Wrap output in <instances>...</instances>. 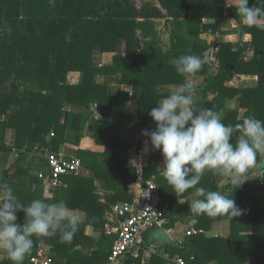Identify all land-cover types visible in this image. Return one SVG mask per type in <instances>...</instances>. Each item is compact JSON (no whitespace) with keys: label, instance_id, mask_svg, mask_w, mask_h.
Instances as JSON below:
<instances>
[{"label":"trees","instance_id":"obj_1","mask_svg":"<svg viewBox=\"0 0 264 264\" xmlns=\"http://www.w3.org/2000/svg\"><path fill=\"white\" fill-rule=\"evenodd\" d=\"M158 4L172 16L171 52L162 50L159 32L149 28L150 18L165 16ZM255 4L256 0H249V7ZM229 18L241 21L235 7L228 0H147L143 1L141 7H137L132 0H0V85L12 87L10 92L0 91V114L8 115L6 121H0V151L10 152L16 148L21 156L14 176L27 174L33 184L35 183L32 192V188L23 190L20 181L12 187L19 194L21 203L27 206L37 199V192H40L44 181L38 173H30L32 163L26 167L21 164V160L37 144L48 146L51 142L52 151L57 152L59 146L66 142L65 132L69 123L80 129V117L64 108L65 101L82 102L84 106L96 102L109 124L118 128L155 130L156 124L149 112L157 107L156 104L163 96L170 94L160 93L157 86L167 83L182 84L186 80L185 76L176 72L172 60L186 54L198 55L203 60L206 46L202 34L223 31ZM206 19L212 21L206 22ZM243 28L252 34L251 46L246 42L222 43L218 58L225 69V76L212 80L208 87L219 88L221 91L220 98L206 108L223 110V123L226 125L240 123L247 116L264 120V30L246 25ZM137 30L142 31L143 37L151 35V39L143 44ZM120 39L127 41L126 55L116 54L113 64L108 66L98 68L92 64L95 47L99 46L105 52H116ZM248 47L253 48L255 54L246 59L243 52ZM72 71L84 73L82 83L68 82V75ZM118 72L122 73L123 83L138 84L144 88L137 114L126 112L127 93L112 95L106 85L95 83L97 74L111 75ZM205 73L206 67L203 63L202 68L193 76ZM236 73L253 74L259 78V84L255 88L234 89L236 94L241 92V103L247 108L241 116L238 110L227 109L223 104L226 92L222 90V84L226 78ZM28 84H38L42 91L30 90L27 88ZM21 88L25 92L19 97ZM49 90L53 92V99L46 97L45 92ZM8 128H15L17 131L15 147L4 142V134ZM51 133L54 135L48 141ZM236 135L238 133L234 134L232 143L236 142ZM94 138L95 141H104L106 148L103 152L82 147L85 139L81 134L72 143L78 150L83 166L89 168L95 178L105 180L107 188L116 192V196L112 198L114 202H132L134 195L128 191L127 186L138 179V170L126 164V155L132 143L118 141L113 138L112 133L105 132H98ZM159 155L160 150H153L151 147L150 162L143 169V175L146 178L152 174L157 175L163 214L169 218L176 211L177 194L158 169ZM100 156L104 158L100 160ZM260 159L261 153H258L256 161ZM46 164L47 160L39 173L45 171ZM9 171L6 170L5 173ZM210 172H206L202 182L208 181L218 191ZM248 177L249 180L243 185L238 188L235 186V203L242 210V214L230 217L232 240L193 233L188 236L187 248L180 254L184 264H212L214 260L217 264H244V259L249 254H254L257 261L264 264V186L259 185L264 180V174L253 175L250 168ZM55 193L57 196L54 199H44L45 202L53 203L65 199L63 188L58 187ZM102 207L103 215L106 206ZM183 214L188 216L190 213ZM93 215L96 220L98 215ZM199 216L197 227L203 230L220 218V215ZM248 218L253 221L254 234L251 240L246 241L239 234L238 223ZM24 222L25 213L18 211L17 223L22 225ZM33 240V249L25 257L23 264H31V258L41 242L51 246L52 264H108L114 243V240L110 242L107 238H101L99 248L94 254L83 257L77 249L87 241L83 223L71 243L61 242L59 234L51 238L34 236ZM237 250L242 253L240 260ZM142 256V250L136 257L128 253L123 264H141ZM1 264L12 262L5 254ZM151 264L178 263L154 254Z\"/></svg>","mask_w":264,"mask_h":264},{"label":"crops","instance_id":"obj_2","mask_svg":"<svg viewBox=\"0 0 264 264\" xmlns=\"http://www.w3.org/2000/svg\"><path fill=\"white\" fill-rule=\"evenodd\" d=\"M137 7H141L140 4L132 0ZM147 1V0H143ZM231 5L232 0H228ZM164 13L163 18H150L149 28L151 30L159 32L161 38L160 47L164 52H171L173 49L172 41V16L167 14V10L161 7ZM206 22H211V19H206ZM241 21L234 18H229L226 27L223 31L210 32L202 34V38L205 41V50L203 52V61L206 67L205 75L191 76L186 78L184 83H192L195 88V106L197 108H206L209 104L213 103L215 99L220 98V89L208 88L211 81L220 79L225 76V69L221 66L218 58L220 47L222 43L237 44L239 42L252 43L253 37L250 32H246L243 28ZM138 36L143 40V44L151 39V35L148 37L142 36V31L137 30ZM128 53V44L125 39H120L117 45L116 52H105L101 47L97 46L94 49L92 56V64L98 68L113 64L114 56L116 54L126 55ZM254 49L248 47L243 52L244 58H251L254 56ZM84 80V73L80 71H72L68 75V82L71 84H80ZM95 83L103 84L108 87V91L112 95H120L121 93H127L126 112L129 114H137L139 110V100L143 95L144 88L138 84H125L122 82V73L116 74H97L95 76ZM182 84L167 83L157 86V90L162 94L171 93L177 87ZM259 84V78L253 74H239L236 73L225 79L222 84V90L226 92V96L223 99L224 107L227 109H233L239 111V116L247 110L241 103V92L235 93L234 89H251L257 87ZM27 88L33 91H42L38 84H28ZM12 87L10 85H0V91L10 92ZM25 89H19V97L24 95ZM46 97L53 99V92L46 91ZM167 96V95H166ZM164 97V96H163ZM162 99V98H161ZM160 99V100H161ZM64 101V100H63ZM81 103V104H80ZM67 111L77 114L80 117V129L71 125L67 127L65 132L66 142H63L57 152L65 158L78 157V150L72 143L76 142L78 135H82L85 139L82 143V147L87 148L95 152H103L106 148L104 141H95L94 137L98 132L112 133L113 138L118 141H126L132 143L131 148L126 155L127 166L134 167L138 170V179L131 181L128 184V191L134 195L133 200L139 195L141 187L145 180L155 178L157 175L152 174L150 177L143 175V169L149 165L151 144L148 137L142 135L143 130H135L131 128H118L109 124L107 118L103 116L102 109L96 102H91L90 106H84L82 102L72 103L65 101L64 103ZM8 115L0 114V121H6ZM76 121V120H75ZM76 124V123H75ZM53 133L48 135V141L53 137ZM17 138V131L15 128H8L4 134V142L12 147H15ZM68 141V142H67ZM51 142L48 146L37 144L32 152H29L25 158L21 160V164L28 167L29 163H32V170L30 173L39 174L42 171L45 164V152L51 149ZM261 153V159L256 161V164L251 168L253 175L259 176L264 174V152ZM19 151L14 148L10 152L0 151V191L5 186L15 187L19 181L23 184V190L27 191L32 188L30 192L34 191L35 183L29 178L27 174H18L16 177L15 170L17 168V161L20 158ZM104 157L100 156V160ZM163 155L160 151L158 169L163 173ZM47 165V164H46ZM46 167V166H45ZM37 168V169H36ZM6 170H10L5 173ZM211 179L216 183V188L221 193L230 196L236 202L237 194L235 186L232 184L231 176H219L210 172ZM70 177H73L70 179ZM69 178V179H68ZM67 179V180H66ZM92 180H94L92 182ZM62 184L59 186L63 188L65 203L69 208L73 209L77 215L82 218L84 224V233L87 237L86 244H80L77 249L81 252L83 257H90L99 248V240L101 238H107L110 242L116 240V218L113 214L112 206L115 203H122L127 201L114 202L112 198L116 196V192L107 188L106 181L100 178H95L94 173L87 167L83 166V169L77 174L64 175L61 178ZM158 182V181H157ZM159 184V183H158ZM264 186V180L259 184ZM160 186V185H159ZM204 187L216 191L213 186L209 185V182L201 181L198 187ZM58 187L51 189L45 181L42 182L40 192H37V199H54ZM14 190V189H13ZM194 189H189L183 194H177V200L175 203V212L168 217H165L162 227H154L145 230L139 240L136 248L131 252V256H138L140 250L143 251L141 264H151L152 256L158 254L162 258H166L172 263H178V259H182L180 254L184 248H187L188 231L190 229H197L199 232L204 233L208 237L223 238L226 241L232 240L231 219L227 214L220 215V218L212 222L211 226L206 230L198 228L199 219L190 210V204L195 198L191 195ZM14 195L18 198V202H21V198L16 191H13ZM57 196V195H56ZM254 195H251V201L253 202ZM162 204V203H161ZM103 205L106 209L102 215ZM184 212L190 213L188 216H184ZM253 214L254 208H252ZM98 215L95 220L94 215ZM103 217H102V216ZM200 218V216H199ZM110 231V233H109ZM238 231L242 238L251 240L254 234V224L252 219H243L238 223ZM196 234V233H194ZM44 243V242H41ZM47 244V243H46ZM49 245V244H48ZM239 248H242L239 246ZM231 251V250H230ZM238 252L239 260L242 258V253ZM244 254V253H243ZM5 257L4 250L0 249V264ZM231 256L229 257V259ZM235 258V255H234ZM183 260V259H182ZM227 261V259H226ZM228 262V261H227ZM124 263V261H123ZM262 264L257 261L254 254H249L244 259V264ZM110 264V263H108ZM118 264V263H117ZM120 264V262H119ZM179 264V263H178ZM212 264H217L214 260Z\"/></svg>","mask_w":264,"mask_h":264},{"label":"clouds","instance_id":"obj_3","mask_svg":"<svg viewBox=\"0 0 264 264\" xmlns=\"http://www.w3.org/2000/svg\"><path fill=\"white\" fill-rule=\"evenodd\" d=\"M237 15L246 26L264 30V0H232ZM204 61L194 54L180 55L172 60L178 74L193 76ZM195 88L184 83L163 97L149 115L155 130H143L153 150L163 155V175L175 194L194 189L190 206L195 216L227 214L238 217L242 210L235 200L220 191L200 185L206 172L231 176L237 188L249 180L248 172L256 164L257 154L264 152V120L244 117L235 125L224 124L223 110L197 108ZM236 142L232 143L234 134ZM25 213V222L17 223V212ZM82 218L64 200L49 203L34 199L27 206L18 202L11 187L0 191V249L12 264H23L34 246L33 237L51 238L59 234L61 242L71 243Z\"/></svg>","mask_w":264,"mask_h":264},{"label":"built area","instance_id":"obj_4","mask_svg":"<svg viewBox=\"0 0 264 264\" xmlns=\"http://www.w3.org/2000/svg\"><path fill=\"white\" fill-rule=\"evenodd\" d=\"M45 158L47 165L45 171L39 173V176L51 189H55L62 184V176L77 174L83 169L82 160L77 156L65 158L58 152L46 150ZM161 203L160 186L155 178H150L144 181L139 195L132 202L115 203L112 206L117 223V237L110 250V264H117L124 260L128 253L137 247L145 230L163 226L165 217ZM197 232L199 230L190 229L188 234ZM177 262L184 264L182 259H178ZM52 263L53 252L51 246L40 243L35 255L31 258V264Z\"/></svg>","mask_w":264,"mask_h":264},{"label":"rangeland","instance_id":"obj_5","mask_svg":"<svg viewBox=\"0 0 264 264\" xmlns=\"http://www.w3.org/2000/svg\"><path fill=\"white\" fill-rule=\"evenodd\" d=\"M136 3L138 2V4H140V2L142 1L143 2V0H134Z\"/></svg>","mask_w":264,"mask_h":264},{"label":"water","instance_id":"obj_6","mask_svg":"<svg viewBox=\"0 0 264 264\" xmlns=\"http://www.w3.org/2000/svg\"><path fill=\"white\" fill-rule=\"evenodd\" d=\"M120 264H123V260L120 261Z\"/></svg>","mask_w":264,"mask_h":264}]
</instances>
